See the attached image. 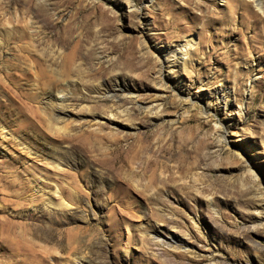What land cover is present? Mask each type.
<instances>
[{"label":"rangeland","instance_id":"1","mask_svg":"<svg viewBox=\"0 0 264 264\" xmlns=\"http://www.w3.org/2000/svg\"><path fill=\"white\" fill-rule=\"evenodd\" d=\"M0 264H264L251 0H0Z\"/></svg>","mask_w":264,"mask_h":264},{"label":"bare ground","instance_id":"2","mask_svg":"<svg viewBox=\"0 0 264 264\" xmlns=\"http://www.w3.org/2000/svg\"><path fill=\"white\" fill-rule=\"evenodd\" d=\"M252 4H254V7L256 8V10H259L260 12H262L264 14V3L261 1V0H251ZM187 44V42H185V45ZM180 49V47H176L174 49H172L170 52H175V51H178ZM180 52V51H179ZM176 53V52H175ZM182 54V53H181ZM184 61H182L181 65L183 64ZM175 65H180L179 63H176L174 61H171V62H166L164 64V66L166 68H168L169 70H171ZM184 65V64H183ZM157 80V79H156ZM157 82L160 84V85H165L167 84V81L163 78V77H160ZM116 95H119V96H122V94L120 92L116 93ZM113 97V96H112ZM65 100V97L64 95L62 94H47L46 98H45V102H44V105L47 106L48 108L50 109H54L56 112H55V115L57 116H65L67 114V110L65 107H63L62 105H60V103H62L63 101ZM224 103V102H223ZM224 106H226V103H224ZM101 116V115H100ZM96 120H98V122H100L102 119L101 118H98L96 117L95 118ZM114 124V123H112ZM116 124V123H115ZM114 124V125H115ZM239 139V138H237ZM57 167V166H56ZM58 168V167H57ZM53 193H57V189H54L53 190ZM256 202V201H255ZM50 203V202H49ZM262 203V202H261ZM256 205V204H255ZM259 207H258V210L259 208H261V205L258 204ZM257 205V206H258ZM67 207V204L64 205ZM263 206V205H262ZM258 221V220H257ZM255 223V222H254Z\"/></svg>","mask_w":264,"mask_h":264}]
</instances>
